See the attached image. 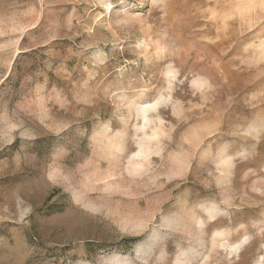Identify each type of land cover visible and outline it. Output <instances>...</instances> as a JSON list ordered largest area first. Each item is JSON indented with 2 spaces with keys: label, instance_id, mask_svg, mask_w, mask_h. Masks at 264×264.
I'll return each mask as SVG.
<instances>
[{
  "label": "rangeland",
  "instance_id": "374dc122",
  "mask_svg": "<svg viewBox=\"0 0 264 264\" xmlns=\"http://www.w3.org/2000/svg\"><path fill=\"white\" fill-rule=\"evenodd\" d=\"M0 264H264V0H0Z\"/></svg>",
  "mask_w": 264,
  "mask_h": 264
}]
</instances>
